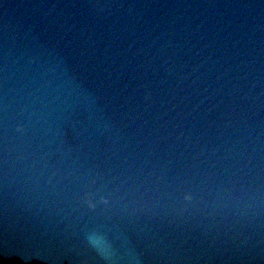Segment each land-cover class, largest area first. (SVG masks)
I'll return each mask as SVG.
<instances>
[{
	"label": "water",
	"instance_id": "water-1",
	"mask_svg": "<svg viewBox=\"0 0 264 264\" xmlns=\"http://www.w3.org/2000/svg\"><path fill=\"white\" fill-rule=\"evenodd\" d=\"M0 264H264V0H0Z\"/></svg>",
	"mask_w": 264,
	"mask_h": 264
}]
</instances>
